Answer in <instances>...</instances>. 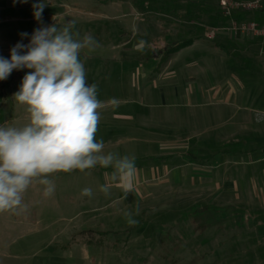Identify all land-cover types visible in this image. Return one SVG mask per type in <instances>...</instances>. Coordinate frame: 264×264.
Here are the masks:
<instances>
[{
	"label": "crops",
	"instance_id": "0c3cea01",
	"mask_svg": "<svg viewBox=\"0 0 264 264\" xmlns=\"http://www.w3.org/2000/svg\"><path fill=\"white\" fill-rule=\"evenodd\" d=\"M193 8L150 13L162 30L170 27L179 35H194L187 40L196 39L183 50L167 53L171 46L162 34L154 36L152 50L161 51L156 57L160 60L164 53L167 57L161 75L176 77L175 71L169 70L172 65L188 68L192 74L184 81L191 87L189 93L187 87L181 93L179 82L173 87L183 111L178 124L168 126L167 132L177 133L162 134L163 138L159 135L161 139L156 140L135 138L124 149L112 147L121 156L134 155L136 164L140 160L149 164L137 167V191L129 194L138 200L139 196L160 194V199L153 197L156 202L146 206L144 213L138 202L119 206L124 194L113 186L107 194H118L117 199L111 197L113 203L108 206L113 207V213H104L106 207H94L92 211L101 212L99 219L87 218L89 226L84 227L88 229L72 236L96 232L93 238L81 237L79 244L87 252V246L97 249L105 244L112 257L123 261L120 264H264V39L222 34L211 41L206 37L208 30L227 28L232 23L223 22L217 11ZM255 16L262 20L255 22L264 23V8ZM238 18L234 21H241ZM164 34L169 38L172 33ZM232 44L236 48L244 44L253 54L242 60L212 59L213 54L228 55V45ZM134 46L120 43L113 50L133 52ZM191 51L198 57H182ZM130 58L145 61L134 53ZM228 66L236 67L230 75L223 69ZM143 76L147 78V74ZM113 112L114 118L121 117ZM122 129L146 130L140 125ZM122 129L103 124L96 139H103L105 147L112 145L110 131L114 136ZM153 188L160 192L154 193ZM137 205L139 215H135ZM125 211H132L139 221L131 229L129 224L122 225L120 218Z\"/></svg>",
	"mask_w": 264,
	"mask_h": 264
},
{
	"label": "rangeland",
	"instance_id": "374dc122",
	"mask_svg": "<svg viewBox=\"0 0 264 264\" xmlns=\"http://www.w3.org/2000/svg\"><path fill=\"white\" fill-rule=\"evenodd\" d=\"M38 2L39 0H28L27 3H21L18 0L17 2L0 0V56L10 59L12 47L17 43L28 44L35 29L54 23L62 26L75 21L73 32H79L81 38L85 34L92 35L99 47L82 49L80 59L86 70L87 83L98 85V99L104 102V107L98 110L101 116L99 124L102 126L105 124L108 128L121 129L127 125H140L146 129L144 132L122 129L114 136L110 131L113 143L112 145L107 144L105 154L119 152L114 149L118 147L124 149L135 138L156 140L161 139L162 134L177 133L167 132L168 126L178 124L180 113L183 111L178 98L174 96L173 87L178 86L179 82L181 93H184L186 87L188 93L191 90V87L184 82L187 76L192 75L188 68L172 65L169 70L175 71L176 77L168 78L161 75L167 57L164 53L159 60L156 56L161 51L152 50V46L154 36L161 34L164 42L171 46L168 50L173 49L175 45L180 46L183 41H187L194 35H189L187 32L179 35L177 29L170 27L167 29L163 27L164 30H162L161 26H157L156 21L158 20L153 19L150 13H175L185 8L193 10V7H197L196 9L202 11H217L223 22L227 23L236 20L239 15H241V18H238L241 19L239 22H245L246 19L247 21H262L255 16L257 13H237L232 19H226L222 17L218 9L219 0H45L42 19L37 21L33 15L32 5ZM80 10L86 12L87 15L77 14ZM131 12L138 13V15H129ZM98 14L105 15V17H99ZM124 15L128 16L123 17ZM23 32L28 33V36L21 37L20 34ZM165 32L172 34L166 38ZM140 40L147 42L143 52L113 50V47L120 43H130L134 46ZM227 51L228 55L226 52L222 55L213 54L212 59L222 57L242 60L247 54H253L244 44L237 48L236 44L228 45ZM132 53L138 54L145 61L140 63L141 60L130 58ZM182 57L194 59L198 57V54L191 51L186 55L183 54ZM205 57L210 59L209 56ZM223 69L227 70L230 75L236 67L228 66ZM29 71L32 70L27 69L23 75L15 79L11 89L7 92L6 99L0 103V126L21 128L30 122L27 105L19 104L13 96L19 91L22 78ZM144 74H147V78H144ZM179 76L183 78L178 79ZM113 98L117 101L116 104L109 103ZM113 111L121 117L114 118ZM186 113L191 112L187 110ZM101 125L98 126L96 135L101 130ZM154 134H156L155 139ZM156 149L159 151V147ZM143 164L149 166L141 160L136 166L140 167ZM111 171V168L105 169L97 165L84 172L73 170L70 173H53L48 176V179L55 184L54 195L50 197H45L43 194L46 186L34 180L23 194L22 203L28 205V211L14 210L0 213V264L123 263L116 255L112 257L113 253L107 251L105 244L96 247L97 249L87 246L86 249L89 251L87 252L79 244L81 237L77 236L72 239L77 231L88 229L84 227L89 226L87 218L99 219L101 212L92 211L94 207H106L104 213H113V207L108 206L111 205L110 202L113 203L111 197L117 199L118 194L108 196L100 190L101 186L108 182L105 173ZM84 188H91L93 195L91 197L82 196ZM152 191L160 192L155 188ZM137 197L134 194H128L124 199L122 195V202H119V206L139 203L144 205L140 208H143L142 212L146 213V206L158 201L161 196L160 194L147 198L139 196V200ZM153 197L157 200H153ZM120 219L122 225L128 224L124 215Z\"/></svg>",
	"mask_w": 264,
	"mask_h": 264
},
{
	"label": "clouds",
	"instance_id": "9594fccd",
	"mask_svg": "<svg viewBox=\"0 0 264 264\" xmlns=\"http://www.w3.org/2000/svg\"><path fill=\"white\" fill-rule=\"evenodd\" d=\"M45 5V0L32 5L37 21L42 19ZM75 24L70 21L37 28L28 44L17 43L11 48L10 59L0 56V81L13 70H32L13 94L19 104L27 105L30 122L21 128L0 126V213L28 211V205L22 203L23 194L34 180L46 186L43 194L50 197L55 184L49 175L84 172L97 165L112 169L105 173L108 182L100 188L106 195L113 186L122 190L124 199L137 191L136 157L104 154L103 139H96L101 119L98 110L104 102L98 99V85L87 83L80 53L99 44L92 35L81 38L79 32H73ZM20 35L27 37L28 33ZM146 44L140 40L134 50L143 52ZM109 103L117 101L113 98ZM81 194L91 197L93 192L84 188ZM135 215H139L138 205ZM124 216L130 226L139 223L132 211H125Z\"/></svg>",
	"mask_w": 264,
	"mask_h": 264
},
{
	"label": "built area",
	"instance_id": "2783aa9c",
	"mask_svg": "<svg viewBox=\"0 0 264 264\" xmlns=\"http://www.w3.org/2000/svg\"><path fill=\"white\" fill-rule=\"evenodd\" d=\"M264 8V0H220L219 9L226 19H232L237 13H256ZM229 28H215L207 32L209 40H215L218 35L229 34L264 39V23L232 21ZM264 119V114L261 115Z\"/></svg>",
	"mask_w": 264,
	"mask_h": 264
},
{
	"label": "trees",
	"instance_id": "16d2710c",
	"mask_svg": "<svg viewBox=\"0 0 264 264\" xmlns=\"http://www.w3.org/2000/svg\"><path fill=\"white\" fill-rule=\"evenodd\" d=\"M218 9H219V3H218ZM241 14H244V13H241ZM194 41H196V39L184 41L180 46H177V47L175 46V47H173V49L171 48V50L167 51V53L178 52L180 50H183V49L187 48L189 46V44L193 43ZM26 70L27 69L13 70L12 73L9 75V77L6 80L0 81V103H2L6 99L7 92L11 89L15 79H17L18 77L23 75L26 72ZM95 234H96V232H94V231H88V232L86 231V232L81 233L80 235H81V237H88L89 236V239H90V238H93V235H95ZM105 234L106 233L103 232L101 235L104 236Z\"/></svg>",
	"mask_w": 264,
	"mask_h": 264
}]
</instances>
